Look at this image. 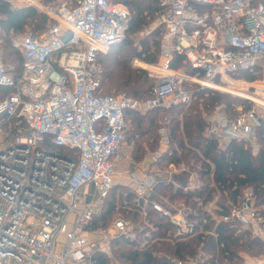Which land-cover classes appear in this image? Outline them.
Instances as JSON below:
<instances>
[{"label": "built area", "instance_id": "1", "mask_svg": "<svg viewBox=\"0 0 264 264\" xmlns=\"http://www.w3.org/2000/svg\"><path fill=\"white\" fill-rule=\"evenodd\" d=\"M5 1L13 8L40 7L57 21L42 33L12 35L24 59L19 78L6 62L0 35V86L11 89L0 98V264H96L95 254L111 256L116 239H128L140 250L196 237L205 243L217 240L221 222L264 249V202L256 188H243L236 200L228 197L225 213L217 204L215 165L202 154V160H187L186 149L171 135L170 117L161 123L158 147H147L144 159L135 161L128 150L126 111L139 110V102L104 94L98 61L125 38L131 20L125 5ZM160 6L163 62L155 67L158 78L144 111L191 104L194 91L186 81L235 95L217 89L232 85L250 94L242 98L263 105L251 96L264 97V0H161ZM175 55L197 74L172 68ZM246 73L261 79L250 81ZM235 110L234 116L226 103L213 107L205 116L204 139L221 150L243 142L257 154L256 107ZM128 160L135 161V171L126 172L135 187L120 195L108 227L95 226L116 185L117 168ZM209 170L206 184L202 172ZM183 176L184 183L173 179ZM167 186L199 194L168 202L157 196ZM243 252L236 253V263L224 264H264V253ZM211 258L201 246L195 257L172 260L208 264Z\"/></svg>", "mask_w": 264, "mask_h": 264}, {"label": "trees", "instance_id": "2", "mask_svg": "<svg viewBox=\"0 0 264 264\" xmlns=\"http://www.w3.org/2000/svg\"><path fill=\"white\" fill-rule=\"evenodd\" d=\"M125 5L131 14V20L124 40L119 48L113 53H103L99 56L101 65L102 92L104 94H127L138 99L150 98L155 82L145 70L137 69L132 65L134 58H141L149 63H156L161 53L163 39V26L160 25L154 33L152 43L148 39L140 41L141 49L135 45V37L161 14V0H113ZM0 35L4 39L6 62L15 67V76L19 78L22 73L23 55L14 47L12 35L25 33L28 27L34 29V33L45 32L49 27V16L38 11L33 6H20L13 8L7 1L0 0ZM117 45V44H116ZM114 45V46H116ZM113 46V47H114ZM188 74H197L196 70L184 63L180 55H175L172 68L182 69ZM203 76V74H200ZM250 81L259 76L251 73L244 75ZM10 88L0 86V98L10 92ZM194 91V100L191 104H177L169 110L162 111L171 118V135L177 139L186 149L187 160H202L200 154L209 159L215 165L214 180L219 190L229 195V198L236 200L243 188L253 186L258 191L259 198L264 202V119L257 129V139L260 150L253 154L243 142L232 141L226 150L218 148L216 142H207L204 139L207 121L205 119L208 111L217 104L226 103L232 115H237L233 102L242 103L245 110L250 109L252 102L225 95L219 91L203 89L197 86ZM203 99V101H201ZM203 108H202V107ZM160 110H152L146 114L134 110L126 111L128 129L126 131L127 142L132 145L133 158L135 161L144 159L146 144L153 139L151 148L158 147V131ZM161 126V124H160ZM186 143L191 147H186ZM194 147V148H193ZM68 154H73L69 151ZM210 170L202 172L206 184L209 183ZM182 182L186 178H181ZM122 185H117L106 200L103 211L95 219V226L106 228L114 217L115 209L120 202ZM121 192V193H120ZM207 193L204 186L202 194ZM120 194V195H119ZM196 193L187 195L179 192V197L191 199ZM199 194V193H198ZM196 194V195H198ZM119 195V197H118ZM201 195V194H200ZM221 206L225 207L224 195H222ZM228 198V197H227ZM217 240L209 239L203 243L201 237L189 241H182L176 244L164 242L162 250L170 253L165 254L170 259L158 256L155 252L160 250L157 244L150 248L140 250L134 243L125 238L112 241V254L118 261L112 262L111 257L104 253L95 254L96 264H175L172 259H184L186 256H195L202 246L206 253L212 258L208 264H216L215 260L224 264L226 262H237L236 253L245 250L252 254L264 252L259 241L249 239L244 233H237L236 229L229 223L221 222L217 226Z\"/></svg>", "mask_w": 264, "mask_h": 264}, {"label": "rangeland", "instance_id": "3", "mask_svg": "<svg viewBox=\"0 0 264 264\" xmlns=\"http://www.w3.org/2000/svg\"><path fill=\"white\" fill-rule=\"evenodd\" d=\"M53 1L54 0H43L42 1V3H44V5H50V4H52L53 3ZM35 7V6H34ZM35 8H37L38 9V11H40V12H42V13H45L44 12V10L42 9V8H40V7H35ZM47 15V14H46ZM49 18H50V20H49V22H48V24L49 25H51V24H54V23H56V18L55 17H52V16H49ZM160 25H159V18L157 17V18H155L153 21H151V23L145 28V30H142L140 33H138V35L135 37V45H137V47H138V49H141L142 47H141V45H140V41H142V39H148L149 41H150V43H152V41H153V39H154V33H155V31L157 30V28L159 27ZM26 32H35L34 31V29H32V28H30V27H28L26 30H25ZM162 42V41H161ZM120 45L121 44H117L116 46H114V47H111L106 53H108V52H114L117 48H119L120 47ZM136 60H139V63L136 65L135 63H136ZM162 62H163V60H162V57H161V53H160V55H159V60L156 62V63H149V62H146V61H144V60H142L141 58H134L133 60H132V65L135 67V68H137V69H142V70H145L147 73H148V75L154 80V81H156L157 80V78H158V76L155 74V73H157V71H158V69H156L155 67H160L161 65H162ZM136 65V66H135ZM182 72L183 73H186V74H188L186 71H185V68L183 67L182 69ZM189 75V74H188ZM258 79H261V77H259ZM200 86V84H198V83H196V82H190V81H186L185 82V87H187V88H189V89H191V90H195V88L197 87V86ZM228 87H230V85L228 86ZM228 87H224L223 89L225 90L226 88L228 89ZM233 88H235L234 86H232ZM201 88H203V89H210V88H204V87H201ZM226 89V90H227ZM215 90V89H214ZM228 90H230V89H228ZM239 90H241V89H239ZM218 91V90H217ZM244 91V90H243ZM220 92V91H219ZM221 93H223V94H225V95H229V96H231V97H234V98H238V99H242V100H245V101H250V100H247V99H245V98H242V97H247L246 95H250V94H248L247 92L246 93H244L243 95L242 94H240V93H235V95L234 94H229V93H226V92H223V91H221ZM115 95H117V96H119V95H121V94H115ZM127 95V94H126ZM238 95V96H237ZM129 96V95H128ZM239 96H241V97H239ZM131 97V96H130ZM132 98H134V99H136L138 102H139V110H136L137 112H139V113H142V114H146V113H148V112H150V111H147V110H145L144 111V109H145V102L147 101V99H148V97L147 98H145V99H143V100H141V99H138V98H135V97H132ZM196 98V97H195ZM194 97H193V100L195 99ZM256 99V98H255ZM259 99H262V98H259ZM201 101H203V99H201ZM257 101V100H256ZM239 101H237V102H233V107L234 108H242V110H244L245 108H244V105H242V103L240 102V103H238ZM257 102H259V101H257ZM260 103V102H259ZM263 105H260V104H256V103H254L253 101H252V106H254V107H256V111H257V114H258V117L261 119V121H263V119H264V103H262ZM251 106V107H252ZM202 107V106H201ZM203 108V107H202ZM141 110H143V111H141ZM158 110H160L161 112H159V127H160V124L164 121V119L166 118V117H168L169 115H165V114H163V112L162 111H164L165 109H158ZM212 110V109H211ZM211 110L210 111H208V113H210L211 112ZM159 129V128H158ZM158 134H159V132H158ZM158 139H159V135H158ZM152 141H153V139H151L150 140V142H149V144L148 143H145L147 146H146V148H145V151H146V153H147V147L149 148V149H151V150H153L152 148H151V143H152ZM127 144H128V146H129V151L131 152V155L133 156V150H134V148L132 147V149L130 148L132 145H130L128 142H127ZM131 156V157H132ZM144 156H146V154L144 155ZM134 160L132 161V160H128L127 162H125V163H123L122 165H119L118 166V171H119V176L116 178V185L115 186H117V185H121L122 184V186L124 187L121 191H122V193H123V191H125V190H130L132 187L134 188L135 187V185H134V183L130 180V175H126V172L127 171H131V170H133V167H134ZM184 178H185V176H183ZM179 178V177H178ZM173 179L176 181V182H181V179L179 178V179H177V177H173ZM210 180V179H209ZM205 181V180H204ZM182 183H184V182H182ZM205 183H207V182H205ZM179 192L180 191H176V188H173V187H170V186H167V187H161V188H159V191L157 192V196L160 198V199H163V200H167L168 202H175V201H177V203L178 202H181V200H182V197H179L180 195H178L179 194ZM121 193V192H120ZM120 195V194H119ZM119 195H118V197H119ZM222 195H224V198L226 197V200H224L225 202H224V204L226 205V203H228L229 202V200H228V198L227 197H229V195H228V193L226 192L225 194H223L220 190H219V188L217 189V204H218V206H221V200H222ZM113 219H111V221H112ZM110 221V222H111ZM95 238H97V237H95ZM191 240V239H190ZM186 241H189V240H186ZM164 246V244L163 245H158V247H160V250L159 251H156L155 253L157 254V255H162V256H164L165 254H169L170 255V253H168V252H166V251H164V250H162L161 248ZM201 247V246H200ZM199 247V248H200ZM240 251H244L243 253H245V252H247V251H245V250H240ZM249 253V256H251V257H253V256H257V255H262L264 252H262V253H260V254H252V253H250V252H248ZM111 260H112V262H114V261H118L117 259L118 258H116L115 257V255H113L112 253H111ZM192 257H195V256H186V258L185 259H187V258H192Z\"/></svg>", "mask_w": 264, "mask_h": 264}, {"label": "bare ground", "instance_id": "4", "mask_svg": "<svg viewBox=\"0 0 264 264\" xmlns=\"http://www.w3.org/2000/svg\"><path fill=\"white\" fill-rule=\"evenodd\" d=\"M208 83V82H207ZM215 84H213V83H211V84H209V86H211V87H213ZM228 87V86H227ZM224 87L222 86H220L219 88H217V89H222V90H224L223 89ZM227 89V88H226ZM224 90V91H228V89H230V90H232L234 93H240V94H244V93H246V91H243V90H239V89H236V88H233L232 87V85H230V87H228V89L227 90ZM246 96H248V95H246ZM255 101L257 100V101H259L260 103H264V97H258V96H256V95H252L251 96ZM256 98V99H255ZM259 98H262V99H259Z\"/></svg>", "mask_w": 264, "mask_h": 264}, {"label": "crops", "instance_id": "5", "mask_svg": "<svg viewBox=\"0 0 264 264\" xmlns=\"http://www.w3.org/2000/svg\"><path fill=\"white\" fill-rule=\"evenodd\" d=\"M131 149H132V146H131ZM131 171H135V170H134V167H133V170H131ZM137 172L140 173L139 171H137ZM140 175H141V173H140ZM121 185H122V184H121Z\"/></svg>", "mask_w": 264, "mask_h": 264}]
</instances>
